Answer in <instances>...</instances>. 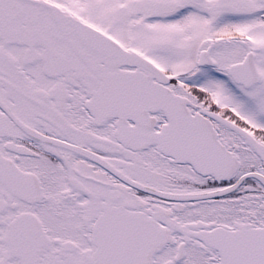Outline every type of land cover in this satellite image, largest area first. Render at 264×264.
I'll list each match as a JSON object with an SVG mask.
<instances>
[{
    "label": "snow or ice",
    "instance_id": "snow-or-ice-1",
    "mask_svg": "<svg viewBox=\"0 0 264 264\" xmlns=\"http://www.w3.org/2000/svg\"><path fill=\"white\" fill-rule=\"evenodd\" d=\"M0 264H264V0H0Z\"/></svg>",
    "mask_w": 264,
    "mask_h": 264
}]
</instances>
